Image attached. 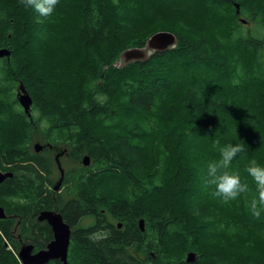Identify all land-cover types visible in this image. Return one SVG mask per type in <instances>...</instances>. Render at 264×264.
<instances>
[{"label": "trees", "instance_id": "1", "mask_svg": "<svg viewBox=\"0 0 264 264\" xmlns=\"http://www.w3.org/2000/svg\"><path fill=\"white\" fill-rule=\"evenodd\" d=\"M73 3L81 11L71 29L54 22L61 15L49 21L19 0H0V48L10 51L0 58V170L12 173L0 182V264H21L23 243L46 247L52 232L37 220L42 210L76 228L68 264H264V213L250 214L255 184L245 172L251 159L264 166L254 108L264 94V0H59L55 11ZM179 13L203 16L202 28L186 31ZM48 24L47 41L73 32L70 60L80 68L66 67L59 51L34 66L31 48ZM140 24L172 32L174 44L117 65L126 47L146 39L124 43L121 30L140 35ZM20 84L32 99L29 116ZM33 87L53 91L55 104L38 107ZM36 141L64 149L72 166L55 177L52 149L36 152ZM217 141L245 148L232 168L251 192L227 204L205 185L208 163L220 158ZM126 146L146 149V159L133 162ZM59 181L62 192L53 190ZM191 208L207 220L196 222Z\"/></svg>", "mask_w": 264, "mask_h": 264}, {"label": "rangeland", "instance_id": "2", "mask_svg": "<svg viewBox=\"0 0 264 264\" xmlns=\"http://www.w3.org/2000/svg\"><path fill=\"white\" fill-rule=\"evenodd\" d=\"M29 9H31V8H29ZM80 11H81V8H80V6L78 4H74L73 3V4L69 5V6L66 5V6H63L61 8V11H58V12L55 11L53 16L49 17L50 18L49 21L54 20L53 17L55 18L56 15H58V17L61 15V18H57V20L54 21V22H56L58 25H60V27H67V28H71L72 29L73 25L75 23L74 18L75 19L79 18ZM186 13H179V16L182 14L184 16L183 18H186V19H184L185 20L184 21V25H185V28H186L185 30L186 31H198V30H200V28H202V22H204V20H203L204 17L200 16L198 14H195L196 15L195 17H193V16L187 17ZM35 14H37L36 11H35ZM70 15H72V17ZM167 15H164L163 18H165V19H167V18L170 19L171 18V26L174 27L175 31H184L183 28H182V25H174V24H172L173 23V19L175 20L174 17H172V16L170 17V16H167ZM136 24L139 25L138 22ZM140 26L142 27V28L140 27L142 29L140 31H144V33H141L140 35H137L134 32L135 27L121 30L122 31L121 32V36H122V38L124 37L123 38L124 43H130L132 41L135 42L134 39L141 40L142 38L146 37V39L144 40V42H143V44L141 46H138V47L128 46V47H126V49H125V51L123 53H125L129 49L137 48V49L143 50L145 53L148 54L149 49L146 48V43H147L148 39L150 38L151 33H153V32L155 33V32H158V31H164L163 29L162 30L161 29H157V30L153 31V30L150 29V27H148V28L143 30V24H140ZM39 31L44 32V34H42V35H43V38L45 40L43 39L44 42L41 43L40 47H37V44H36L35 48H31V49H33V50H35L37 52V55L35 56V60H34V62H35L34 66L35 65L36 66H38V65L39 66H48V64H51V62H49V58L50 57H47V53L52 51V53L54 52L56 54V52L59 51V52H61L60 56L62 57V59H63V57L65 59L64 62H68V63H65L66 67L71 68V70L80 68V66L82 65L81 63H79L77 65V64H74L70 60L71 59L70 56L72 55L71 53H73L72 52L73 49L69 48L71 46V39H73V32L72 31H61L62 34L64 35V38H65V41L63 43L56 42V41H54V40H52L50 38H48V41H47V37H46L47 34L45 32L52 31V26L51 25L48 24V29L47 28H43L41 26ZM137 37H140V38H137ZM32 47H34V46H32ZM27 50L30 51V49H28V48H27ZM72 56H74V55H72ZM125 62H126V60H125L124 54H122L121 59H119V61L116 64L122 66ZM76 65H77V67H75ZM51 66H54V65H51ZM46 68L48 69V67H46ZM75 71H73V72H75ZM33 89L36 90L35 91L36 92V96L38 97V107L41 106V105L51 106V105H53L52 102L55 104V101L52 100L53 96H54V92L53 91H51V90L47 91L48 90L47 89L43 93V92H40V91L37 92V90H39V89H37L36 87H33ZM254 108L258 111V113L261 116V124H260V126H261L262 132L264 133V94H262L261 96L259 95L256 98L255 103H254ZM171 110L173 111L174 115H177V113L179 112L176 109H171ZM35 111H37V110H35ZM172 111H169V113L172 112ZM36 143L39 144L40 146H42V144H44V143H41L40 141H36L34 144H36ZM124 149L127 152V156L130 159H132L133 162H136L138 165L141 162H143L146 159V157H147V151L144 148L140 149V148H134L132 146H126ZM58 151H59V153L56 156L57 166L60 167V168H62V167L68 168V167L72 166V163L69 160V158L67 157L65 150L64 149H62L61 151L58 150V149L53 150L54 155ZM55 167H56V165H55ZM188 211H189V209H188ZM192 212H193V216H194L196 222H204V221L207 220V219H203L202 216L200 214H197L193 209H192ZM189 215H191V214H189ZM263 250H264V248H263Z\"/></svg>", "mask_w": 264, "mask_h": 264}, {"label": "clouds", "instance_id": "3", "mask_svg": "<svg viewBox=\"0 0 264 264\" xmlns=\"http://www.w3.org/2000/svg\"><path fill=\"white\" fill-rule=\"evenodd\" d=\"M25 8H33L41 17H52L59 0H19ZM115 2V0H114ZM218 148L220 158L207 165L205 185L212 189V195L219 198L222 203L238 200L242 195L251 192L247 178L242 179L240 172L232 168L234 159L245 151L242 144L214 145ZM248 177L255 184V194L251 200H246L247 207L252 217L259 219L264 213V166L255 159H251L245 167ZM223 228V225H220ZM234 229H230V232Z\"/></svg>", "mask_w": 264, "mask_h": 264}, {"label": "water", "instance_id": "4", "mask_svg": "<svg viewBox=\"0 0 264 264\" xmlns=\"http://www.w3.org/2000/svg\"><path fill=\"white\" fill-rule=\"evenodd\" d=\"M175 42V35L169 31H158L153 33L147 41L148 48L165 50L166 48L172 46ZM10 51L7 48H0V58L9 56ZM124 54L125 59H139L144 56V52L141 49L133 48L127 50ZM19 105L22 107L25 114L30 115V108L32 104V99L24 86L19 85L18 92L16 94ZM35 151H39L41 146L39 144H34ZM89 157L87 155L83 156L82 163L84 165L89 164ZM61 174L62 170L60 169ZM11 172H2L0 170V182L5 178L11 177ZM60 181L55 186V190L58 189ZM5 217V212L3 207L0 206V219ZM37 220L45 221L51 228L52 240L46 245L45 248L39 249L33 252V245L22 244L18 249V258L21 264H45L50 259H59L62 264H68L67 252L70 242V227L63 220L59 212L53 210H42L38 216ZM139 227L143 229V219L138 221ZM120 227V223H118ZM195 260V253L188 252L185 257L186 262H193Z\"/></svg>", "mask_w": 264, "mask_h": 264}, {"label": "flooded vegetation", "instance_id": "5", "mask_svg": "<svg viewBox=\"0 0 264 264\" xmlns=\"http://www.w3.org/2000/svg\"><path fill=\"white\" fill-rule=\"evenodd\" d=\"M146 48H148V46H147V43H146ZM169 48V47H168ZM149 49V52H148V54L147 53H145L144 51V56L141 58V59H143V58H146L150 53H152L153 51H155V50H159V49H151V48H148ZM167 49V48H166ZM126 60V59H125ZM126 61H129V59H127ZM45 147H48V148H50V149H52V147L50 146V145H48V144H42V146H41V149H40V151L41 150H44V148ZM53 150H56V149H52V151H51V153H52V158H53V162L55 163V165H56V171H55V177L57 176V173L61 176V175H63L64 174V169H63V167L62 168H60V167H58L57 166V159H56V156L58 155V153H59V151L57 152V153H55V155H54V152H53ZM36 152H39V151H36ZM60 169L62 170V174H61V171H60ZM53 170L51 171V172H54ZM63 177V176H62ZM61 185V184H60ZM54 191H58V192H62V190H63V188L61 187V186H59V188L57 189V190H55V189H53ZM50 227V226H49ZM69 227H70V238H71V234H72V231L73 230H75L74 228H72L70 225H69ZM51 229V228H50ZM104 230V228L103 227H101V229L99 230V232H96L95 233V236H97V235H100V234H105V232L103 231ZM52 232V231H51ZM52 237H53V235H52ZM52 240V239H51ZM50 242V241H49ZM48 242V243H49ZM47 243V244H48ZM70 243V242H69ZM23 244H26V243H23ZM22 245V244H21ZM20 245V246H21ZM20 248V247H19ZM68 248H69V246H68ZM36 251H38V250H34V247H33V252H36ZM54 260H56V261H59L61 264H62V262L59 260V259H50V260H48L45 264H47L48 262H50V261H54ZM67 260H68V252H67Z\"/></svg>", "mask_w": 264, "mask_h": 264}, {"label": "bare ground", "instance_id": "6", "mask_svg": "<svg viewBox=\"0 0 264 264\" xmlns=\"http://www.w3.org/2000/svg\"><path fill=\"white\" fill-rule=\"evenodd\" d=\"M68 261V260H67Z\"/></svg>", "mask_w": 264, "mask_h": 264}]
</instances>
